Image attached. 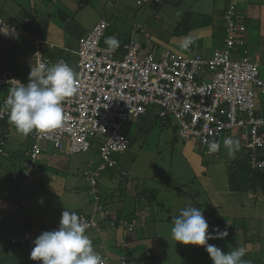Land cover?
<instances>
[{"label": "crops", "instance_id": "obj_1", "mask_svg": "<svg viewBox=\"0 0 264 264\" xmlns=\"http://www.w3.org/2000/svg\"><path fill=\"white\" fill-rule=\"evenodd\" d=\"M143 1L138 0L137 5L140 7L148 5L156 7L161 5L163 0L157 2L154 0ZM164 1V5H166V0ZM177 1L190 2L189 0ZM77 2L78 0H0V17L8 25L12 24L20 27L19 24H23L24 21L28 24L19 28L22 35L18 42L7 41L3 36L0 37V70L12 71L15 76L17 75L22 80L29 79L30 66L27 65L24 51H33L32 40L42 38L53 47V49L48 48V55L53 59L54 64L63 60L77 74L78 57L74 53L77 50H73L76 55V61H74L70 57L73 54L68 53L69 50L66 47L71 44V41L68 39L70 35L68 33L69 28L65 24L73 22V20L66 11L61 9L71 12L75 8L77 10ZM84 2L86 3L85 0ZM200 2L206 3L202 4L205 7L204 18L196 26L192 25V21L189 22L190 26L183 28L184 35H179L178 30L172 31V33L180 37L178 45L187 44V47H182L185 51L187 50V56L198 54L204 58H211L216 50L225 48L226 34L224 31L226 24L223 19L225 3L224 0H200ZM240 2L244 6L239 22L245 29L243 37L246 48L244 52L259 64L261 54L256 50L255 58H253L251 49H254L255 37H260L264 45V17L261 16L264 15V0H240ZM104 8L105 10L108 9L107 6ZM110 9L113 10L112 5ZM113 12L107 13L106 17L102 15V18H106L114 26L117 13L116 11ZM110 15H112V18H110ZM191 15L192 13L187 12L183 20L191 17ZM129 16L130 12L125 10H121L118 14V18L122 17L126 24L129 22ZM61 21L63 22L61 23L62 26L58 24ZM137 26L143 27L142 25ZM137 26L133 29L130 28L131 30L121 29L109 32L110 28L108 33L112 35L111 37L117 39L119 36H128L130 40L139 41L136 36L145 35L146 27L144 28L145 32L136 33L134 30ZM257 26L258 31L255 30ZM83 27L74 24L71 28L73 31L78 32V40L76 41L78 47L80 40L83 38V36L80 38L79 36L86 35L93 28L86 30ZM157 34L162 36L161 32L155 30V32L149 33L145 37L144 42H139L146 54L160 57L170 50L162 51L158 55L157 51L159 50L155 47V44L159 42L158 45H160L161 42L155 37ZM186 35H189V37H185ZM173 39L174 37L171 35L169 37L170 42ZM116 50L115 48L112 51L116 52ZM172 53L180 54L179 52ZM236 55L238 56V53ZM7 88L5 86L0 87V103L4 102L6 96H8ZM256 103L257 112L264 116V93H259L258 99L256 94ZM156 121L160 122L158 113ZM161 124L165 125L166 123ZM7 132L9 135L6 147L8 156L0 155V239H2L0 243L3 246L9 245L5 242L11 238H24L27 235L34 237L44 231L57 230L61 214L66 209L76 212L79 217L81 215H95V203L89 194L91 190L90 182L85 172L97 167L101 162L96 149L89 154H82L85 159H81L75 158L81 156L79 154L70 156L65 152L57 153L53 147H49L47 153L40 157L41 161L37 164V172L33 179L25 184V179L22 176V165L33 147L32 135L35 131L28 136H24L12 125ZM229 137L239 141V149L229 154L223 144L217 154L213 155L217 158H230L226 169L225 182L224 180L222 182V179H218V177L214 179L210 176V173L207 174V172H210L209 168H204L201 159L195 153L193 154L194 146L191 151L183 146L182 152L187 158L186 165L193 172L195 182L200 187L195 192L197 194L193 193L191 196L193 199L191 206L198 207L203 211L209 222L210 231L212 226H218L221 231H232L237 236L235 245H232L227 237L209 240V244L222 247V249L224 246L225 252L245 247L247 252L244 259L248 261V264H264V191L258 189L255 192L238 193L230 190L228 169L235 162L237 155L242 152L248 134L246 131L235 130ZM11 139H14V141L13 145L10 146ZM175 140H173V143ZM182 143L195 144L196 142L183 140ZM172 146L175 148L174 144ZM189 158L191 159L190 162ZM131 164L132 159H122L121 156L120 165L102 174L99 182L105 208L110 212L106 214L110 216H108L109 219L103 222V228L100 232H91L87 235L93 241L95 250L105 259L106 264H122L125 258L126 264H165V261L170 262V264H213L209 253L203 246L184 245L172 239L171 228L173 222H169L168 218L179 216L180 213L176 214L174 212V201H168L166 198L160 197V194L163 195V191H155L158 194L157 199L153 201L155 197L153 195V198L147 201L146 192H140L137 186L127 189L126 201L121 200L123 195L120 198L118 191H120L123 184L128 183L129 179L132 178L128 177L129 174L126 170L131 169ZM215 171L218 173V170H214L213 173ZM177 184L175 186L173 181H167L166 184L162 183L163 187L167 188L165 196L174 195L167 191L168 188L172 190V188L178 189L179 186H184L182 185L183 181L182 183L179 181ZM4 190L7 196L3 195ZM142 193L145 197H141ZM40 207H46L47 210L42 212ZM163 210L166 211L167 217L161 216ZM116 216L118 218H132V221L137 223L136 229L129 231L127 228L120 227L118 223L113 226L112 218ZM97 218L101 220L102 216L97 214ZM171 248H174L177 255L168 256ZM13 250H16L19 256L21 253L28 256L19 258L17 260L18 264H42V261H34L30 258L31 251L13 246L0 255V263ZM194 255H197L198 258Z\"/></svg>", "mask_w": 264, "mask_h": 264}, {"label": "built area", "instance_id": "obj_2", "mask_svg": "<svg viewBox=\"0 0 264 264\" xmlns=\"http://www.w3.org/2000/svg\"><path fill=\"white\" fill-rule=\"evenodd\" d=\"M237 8V1L230 0L224 14L225 48L216 50L211 58L198 54L182 56L170 51L160 57L146 54L142 44L134 39L124 46V54L118 56L101 45L110 26L101 20L81 40L77 53V93L63 102L62 126L46 132L35 131L32 135L34 144L22 165L25 183L33 179L39 156L47 147L70 156L96 149L101 162L85 172L95 215L80 218L88 224L86 234L100 232L110 216L98 189L101 176L120 165L121 156L131 144L128 136L121 133L123 126L138 122L151 108L157 109L158 118L164 123L174 118L180 125V138L194 141L202 149H207L206 141L214 140L221 145L233 131H246L244 148L251 154L250 165L264 170V159L257 155L258 149L264 147V116L257 112L256 103V89L261 88L264 93V81L260 79L258 64L244 52L245 29L236 20ZM0 24L14 28L1 18ZM14 29L16 35L0 36L11 42L19 41L21 34ZM135 32L145 30L136 27ZM34 44L35 52L25 53L31 70L41 63L52 65L42 51L45 43L37 40ZM241 49H244L242 54L238 52ZM13 79L21 81L12 71L0 70V87L11 88L9 81ZM4 120H8L7 111L0 117V155L7 157L9 135L2 131ZM97 136L103 137L95 141L98 146L93 142ZM97 214L102 216L101 220ZM112 225H117L113 218ZM120 225L133 231L137 223L121 221ZM38 236L27 235L10 242L29 250ZM122 264H126L125 259Z\"/></svg>", "mask_w": 264, "mask_h": 264}, {"label": "rangeland", "instance_id": "obj_3", "mask_svg": "<svg viewBox=\"0 0 264 264\" xmlns=\"http://www.w3.org/2000/svg\"><path fill=\"white\" fill-rule=\"evenodd\" d=\"M85 1L86 3L84 2V0H78L76 4L78 9L76 10L75 8L72 10V12L61 8L62 10L66 11V13L71 16L73 20V22L66 23L65 26L69 28L68 33L70 35L68 39L71 41V44L66 47L69 50L68 53L73 54L70 57L74 61H76V55L73 53V50L75 51L78 49V44L76 43V41L78 40V32H75L71 29L74 24L84 26L83 28L88 30L92 28L95 23L99 22V20L102 18V15L105 16L107 15V13H111L112 11H114L113 13H115L116 11L117 16L115 17L116 23L114 26L112 23L109 32L121 29L131 30L137 25H142L143 27H138H146V34L136 36L139 41L144 42L145 37H147L149 33L152 34L153 32H155V30L162 33V36L159 34L155 36L161 42L160 45H158L159 42H156V44L154 43L155 47L159 50L157 51L158 55H160L162 51L170 50L172 52H179L180 54L187 56V50L185 51L182 48L185 44L178 45L177 43L179 42L180 37L172 33V31L175 32L178 30V32H180L179 34L184 35V33L181 32H184L183 27L190 26L189 22L192 21V25L196 26L201 21V19L204 18L203 13L205 12V7L202 4H206L205 2H200V0H189L190 2L166 0V5H164L165 1L163 0L160 6L154 7L153 5H148L145 7H140L137 5L138 0ZM141 1L144 2L143 0ZM111 5L113 10H109ZM106 6L108 7L107 10H105L104 8ZM121 10L130 12L129 22L127 24L124 22V19L122 17L120 19L118 18V14ZM187 12L193 14L191 15V17H187V21L182 25V20L184 19V15H186ZM261 16L264 17V15ZM110 18H112V15H110ZM61 23L63 22H58V24L62 26ZM180 25L181 28H178ZM255 30H259L258 26ZM171 35L172 37H174V39L170 42L169 37ZM82 36L84 35H80L79 38ZM110 36L112 35H109V37ZM185 37H189V35H186ZM104 47H107V49H109L106 43L104 44ZM253 47L254 49H251V56L253 58H255L256 50L261 54V58L258 61V67L261 71L260 79L264 80V45L260 37H255ZM259 93H262L261 88L256 89L257 99ZM156 116L157 109L151 108L149 110V113L138 123L129 122L126 123L122 128L121 133L131 139V144L126 154L122 156V159H132L131 169L126 170L129 174L128 177H132L134 179L131 178L129 179L128 183L122 185L120 191H118V196H120L121 198V195H123V198H121V200L126 201L127 198L125 199V194L127 192V189L135 188L138 186L140 192H146V200L148 201V199H151L153 192L163 191V195L160 194V197L162 196V198H166L168 201H174V212L178 214L182 209L191 206V201L193 200L191 198L192 194H197L195 192H197L198 188L200 189L199 185L195 182L196 179L193 176V172L186 165L187 158L182 152V149H184L183 146H185L186 149L190 151L194 146L195 149L193 151V154L195 153L196 156L201 159L204 168H209L210 172H207V174L210 173V176H212L214 179L216 177H218V179H222V182L223 180L225 182L226 169L229 165L228 161L230 160V158H217L214 156L204 157L203 154L200 153L201 151L196 143H182L183 140L179 136L180 125L174 118H171L165 125H162L160 122L156 121ZM174 139L176 140L173 143ZM96 140H103V137L97 136L93 139L95 145L98 146V143L95 142ZM13 141L14 139H11L10 146L13 145ZM172 144L175 145V148H173ZM48 148L49 147H47V150ZM46 153L47 152H42L39 156V159L43 154ZM79 155L81 156L75 158L85 159L84 155ZM190 160L191 159L189 158V162ZM40 161L41 159L38 160L36 164H38ZM214 170H218V173L217 171L213 173ZM155 178L159 180H156ZM167 181H173L175 186L178 185L177 183L179 181H181V183L183 181L182 185L184 186H179L178 189L172 188V190H169L168 188L167 191L170 192V194L174 195L165 196V190L167 188H164L162 183L166 184ZM3 195L7 196L5 190L3 192ZM141 197H145L143 193L141 194ZM40 209L42 210V212L47 210L46 207H40ZM108 212L109 211H107V213ZM161 216L167 217L166 211L163 210L161 212ZM219 248L222 249V247ZM224 248L225 247L223 246L222 250L225 252ZM4 250V246H2V244L0 243V254H3ZM173 255H177V253L174 248H171L168 256ZM24 256L28 257L27 254L25 255L24 253H21L19 256L17 251L13 250L11 251L10 255L3 258L2 263L0 264H18L17 260L19 258H26ZM194 257L198 258L197 255H194ZM164 263L170 264V262L166 261Z\"/></svg>", "mask_w": 264, "mask_h": 264}, {"label": "clouds", "instance_id": "obj_4", "mask_svg": "<svg viewBox=\"0 0 264 264\" xmlns=\"http://www.w3.org/2000/svg\"><path fill=\"white\" fill-rule=\"evenodd\" d=\"M103 19L110 24L103 37L104 40L112 24L106 18H101L99 22ZM17 30L20 32L19 29ZM10 34L16 35L15 29L0 24V35L7 37ZM37 40L45 43L42 51L53 64L41 63L38 68H32V70L30 68L27 80L17 77L27 84L16 79L9 81L12 86L6 100L2 102L3 105H0V117L7 111L9 129L13 125L24 136H28L33 131L46 132L60 128L64 121L63 102L77 93L78 73L76 74L74 69L63 60L54 64L53 59L48 55V48L53 49V47L46 40L34 38L32 40L34 50H25L24 54L35 52L34 42ZM103 40L101 45L104 47ZM105 43L109 46L108 50H114L119 46L117 38L111 36L105 40ZM184 46L187 47V44ZM79 47L74 52L78 61ZM104 48L107 49V47ZM27 65H29L28 62ZM77 72H79L78 64ZM206 144L209 153H215L220 147L214 140L206 141ZM224 147L229 154H232L239 149V141L226 137ZM87 229L88 224L76 212L66 209L61 214L57 230L44 231L33 241L34 247L30 258L34 261H42V264H106L105 259L95 250L92 240L86 234ZM209 229L210 225L203 211L198 207L188 206L181 210L179 216L173 218L171 235L172 239L184 245L203 246L213 264H248V261L244 259L247 252L245 247L224 252L221 248L209 244V240L223 239L228 236V232L221 231L218 226H212L211 231Z\"/></svg>", "mask_w": 264, "mask_h": 264}, {"label": "trees", "instance_id": "obj_5", "mask_svg": "<svg viewBox=\"0 0 264 264\" xmlns=\"http://www.w3.org/2000/svg\"><path fill=\"white\" fill-rule=\"evenodd\" d=\"M237 1V11H236V20L237 22L239 23L240 22V17H241V14H242V10H243V4L240 2V0H236ZM162 3V2H161ZM224 3H225V7H224V12H223V19H224V14L226 12V10L228 9L229 7V3H230V0H224ZM160 6V5H158ZM193 14V13H192ZM1 18V17H0ZM2 19V18H1ZM187 20H183V22L181 23L182 25L185 24ZM5 22V21H4ZM23 22V21H22ZM225 22V21H224ZM240 24V23H239ZM10 26L12 24H9ZM20 27H24L25 25H28L25 21L23 24H19ZM11 27H14V28H17L19 29L20 27L18 26H14L12 25ZM138 27V26H137ZM179 28H181V25L179 26ZM185 28V27H183ZM136 29V28H135ZM225 29V28H224ZM135 31V30H134ZM178 33V31H177ZM180 33V32H179ZM181 33H184V32H181ZM224 33L226 34V37H227V31L225 29ZM110 33H108L106 35V37L104 38L103 40V45L105 44V40L109 37ZM177 35V34H176ZM180 35V34H179ZM1 37V36H0ZM226 39V38H225ZM119 41V46L116 48V53L118 54V56H122V54L124 53V46L129 43L130 41V38L128 36H119V38L117 39ZM243 50L244 49H241V54L243 53ZM240 53H238V55H241ZM5 70V69H4ZM16 78H17V75H16ZM8 91H10V88L8 87L7 88V95H8ZM7 97V96H6ZM158 120L164 124L163 120L159 119ZM9 125L10 123H8L7 120H4L2 122V128H3V131L4 133H8V129H9ZM231 134V133H230ZM229 134V135H230ZM262 134H264V132H262ZM229 135H226V137H229ZM224 138V139H225ZM224 139H223V142L222 144L220 145L219 149L215 152V153H210L208 154L207 151L208 149H202L199 147L200 149V153L203 154L204 157L206 156H213L215 154H217V152L220 150L221 146L224 144ZM264 147L263 148H260L258 149V153L257 155L259 156V159L260 160H263L264 159ZM250 161H251V154L243 147V150L242 152H240V154L237 155V158L235 160L234 163H232L230 166H229V169H228V181H229V187H230V190L232 192H238V193H249V192H255L257 191L258 189H262L264 191V170H260V169H253L252 166L250 165ZM117 168V167H116ZM115 169V168H114ZM112 170V169H110ZM109 171V170H108ZM107 172V171H106ZM153 195H155L153 201H155L157 199V193L156 192H153L152 194V197L153 198ZM105 206V204H104ZM106 207V206H105ZM87 216V215H86ZM174 217H177V216H171L168 218V221L169 222H173V218ZM113 219L115 220L116 223L119 224V226L121 227L120 225V222L121 221H127L129 223H132V218L131 219H126V218H118L117 216L116 217H113ZM228 232V236H227V240L232 244V245H235L236 244V234L233 233L232 231H227ZM40 235V234H39ZM38 236V235H37ZM13 238H11L9 241L5 242V243H8L9 245H6L4 246L5 250L3 251V254L4 252L7 251V249L11 246L13 247H20L24 250H26L25 248L22 247V245H14L12 242H10ZM2 240V239H0ZM3 246V245H2ZM26 251H32V249H29V250H26ZM1 255V254H0Z\"/></svg>", "mask_w": 264, "mask_h": 264}]
</instances>
